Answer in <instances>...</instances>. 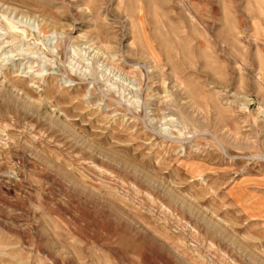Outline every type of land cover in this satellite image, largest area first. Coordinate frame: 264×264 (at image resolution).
Wrapping results in <instances>:
<instances>
[{
    "label": "rangeland",
    "instance_id": "374dc122",
    "mask_svg": "<svg viewBox=\"0 0 264 264\" xmlns=\"http://www.w3.org/2000/svg\"><path fill=\"white\" fill-rule=\"evenodd\" d=\"M0 264H264V0H0Z\"/></svg>",
    "mask_w": 264,
    "mask_h": 264
}]
</instances>
